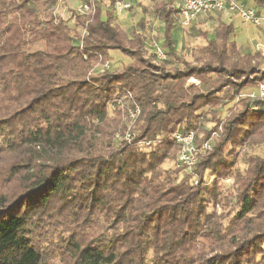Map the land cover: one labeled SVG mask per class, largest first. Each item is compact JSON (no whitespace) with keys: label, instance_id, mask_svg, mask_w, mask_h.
<instances>
[{"label":"trees","instance_id":"trees-1","mask_svg":"<svg viewBox=\"0 0 264 264\" xmlns=\"http://www.w3.org/2000/svg\"><path fill=\"white\" fill-rule=\"evenodd\" d=\"M56 2L0 0V264H264V158L231 172L232 153L264 139V100L236 101L264 80L263 54H238L222 23L181 68L171 5H155L167 56L157 61L116 23L113 0L86 28L78 13L73 27L58 18ZM109 51L131 62L98 72ZM116 98L141 109L131 141L113 137ZM210 121L220 138L190 171L161 168L178 152L171 134L193 131L200 144Z\"/></svg>","mask_w":264,"mask_h":264},{"label":"rangeland","instance_id":"rangeland-1","mask_svg":"<svg viewBox=\"0 0 264 264\" xmlns=\"http://www.w3.org/2000/svg\"><path fill=\"white\" fill-rule=\"evenodd\" d=\"M84 0H61L60 2L57 1L54 9V13L58 18L63 19L64 21L68 22L70 27L74 26V22L77 20V12L76 9L81 5V3ZM101 3H106L105 7L103 8V13L105 11L109 10L108 3L110 0H99ZM159 0H140L139 4L136 7H133L132 10L125 15L124 19L120 21V26L123 27L128 32L134 31H140L144 37L145 40V46H144V55L149 56L152 54L153 46L155 44L161 45L162 43V30H159L158 27V21L155 23V18L153 17V14H155V3ZM100 3V4H101ZM97 5V3H96ZM96 12L93 17H95ZM145 18H141V17ZM85 17V16H83ZM87 20V17H86ZM222 17L221 13H213L209 15L203 16L201 19H195L189 26L187 27H180L176 26L175 29L172 30V39H173V47L176 50V53L178 54V60L176 61L177 64L184 68L183 61L192 62L193 59L191 58V53L196 52L199 48L206 45V43L209 40L215 39V32L220 24H222ZM118 24V23H117ZM81 28L79 29V32L81 33ZM254 33H258V29L252 26L249 23H242L239 19H235L233 21V33L231 35V41L234 43L238 54L245 55V54H254L258 51V53H264L262 48L259 47L257 51H253L251 48L252 44L250 41L247 42L249 39V36ZM237 44H235V42ZM48 43H51L49 41ZM251 47V48H250ZM253 51V52H252ZM110 57V69L112 70H120L124 65L129 64L131 60L119 52H108ZM97 65V63H96ZM187 84L189 85H195L199 88H201L200 83L195 79L188 80ZM117 99V98H116ZM114 99L113 101L115 102ZM126 102V101H124ZM231 105L226 104L221 108V112L219 119L223 122L225 118L228 116L229 110ZM107 109V115L109 120L116 119V122L118 123L117 129H115V132L113 134V137L118 140H124L125 139V133L127 131V115L125 110L122 108H115L114 105H112V101H109L106 106ZM240 109V108H239ZM220 121V122H221ZM126 124V130L124 129ZM203 129L206 130V135H204V131L200 134H198L197 141L200 142V140H205L208 138L211 132L216 133L217 136L212 142V147L215 145L218 140L219 136L222 133V124L216 123L214 121L206 122L203 126ZM133 132V130H132ZM161 137V136H159ZM113 138V139H114ZM232 158L235 159V165L232 168V176L235 174H238L240 176L244 175L249 168L250 161L253 158H264V139L261 140L259 143H256L254 145L244 147V148H237L233 153ZM177 157V154H176ZM176 157L174 160H165L162 164L163 169H169L171 171L175 170L176 165ZM8 160V158L3 159ZM6 162V161H5ZM2 164V162H0ZM179 179L183 177L182 173L178 172ZM212 176L209 173H205L203 176V180L206 185L210 184L212 182ZM233 179V177H232ZM190 180V179H189ZM16 181V180H15ZM193 185H196L197 183H200V177L198 175H195L193 177V180H190ZM223 186V193H227L232 191V186L229 183L221 182ZM16 186H12L11 189H15ZM217 213H220V207L215 209ZM47 224H45V227ZM54 233H57L56 231H53ZM49 233L46 230H41L39 238L46 239ZM53 239V238H51ZM47 251L48 253L56 247L57 240H49ZM264 251V246H263ZM52 258V262L54 264H59L58 259L56 256H50ZM260 260V257L258 258V261Z\"/></svg>","mask_w":264,"mask_h":264},{"label":"built area","instance_id":"built-area-1","mask_svg":"<svg viewBox=\"0 0 264 264\" xmlns=\"http://www.w3.org/2000/svg\"><path fill=\"white\" fill-rule=\"evenodd\" d=\"M61 1V0H56ZM98 0H84L76 9V12L87 17L85 28L89 21L93 18L96 12V3ZM112 12L119 17L124 13H128L133 8V0H113L111 5ZM177 23L180 27L189 26L195 19L200 16H205L213 13H228L237 16L243 23H249L256 27L264 26V16L257 14V12L237 0H177L174 6ZM83 28L81 35L85 34ZM140 35V31L138 33ZM152 54L157 61H163L167 58L165 51L157 44L153 46ZM85 58V57H84ZM110 68L109 62H105L98 67V72H103ZM131 99V95L124 96ZM264 100V80L245 93L237 96L236 101L241 99ZM117 106L125 110L127 115V131L125 133V140L131 141L134 137L132 127L141 113L138 105H125L123 99L115 100ZM217 132H211L206 141L197 144L195 142V134L193 131L180 132L175 131L170 135V138L178 146L176 157V167L182 171H190L198 162L200 157H203L211 149V141L215 139ZM150 141L142 142V145H150ZM229 181V180H228Z\"/></svg>","mask_w":264,"mask_h":264},{"label":"crops","instance_id":"crops-1","mask_svg":"<svg viewBox=\"0 0 264 264\" xmlns=\"http://www.w3.org/2000/svg\"><path fill=\"white\" fill-rule=\"evenodd\" d=\"M139 2H140V0H133V7H136L138 4H139ZM161 2H163L164 4H168V5H171V7L174 9V6L176 5V3H177V0H159L158 2H156L155 3V5L156 4H159V3H161ZM239 2H241V3H243L246 7H249V8H252V9H254L256 12H257V14H259V15H263L264 16V6H256L251 0H244V1H239ZM101 2L98 0L97 1V4L98 5H101L103 8L105 7V5H106V3H101ZM110 3V2H109ZM108 3V4H109ZM155 5H154V7H155ZM108 7H109V5H108ZM111 10H112V8H111ZM129 13V12H128ZM128 13H124L123 15H121V16H119V17H117V16H115L116 17V23H118V25H120V21H122L123 19H124V17H125V15H127ZM114 14V13H113ZM102 19H105L106 18V15L105 14H103L102 16ZM153 17L155 18V23H157V21H158V19L155 17V14H153ZM221 17H222V23H225V24H231L232 26H233V21L235 20V19H239L237 16H234V15H231V14H228V13H221ZM141 18H145L144 16L143 17H141ZM201 18H203V16H200V17H198L197 19H201ZM177 20V19H176ZM240 20V19H239ZM241 21V20H240ZM159 22V21H158ZM242 22V21H241ZM243 23V22H242ZM252 25V24H251ZM176 26H179L178 25V23H177V21H176V25H175V27ZM253 26V25H252ZM158 27H159V30H161L162 28H163V24L161 23V22H159L158 23ZM175 27L173 28V29H175ZM255 28H257L258 29V33H254V32H252V34L249 36V39L247 40V42L248 41H250L251 42V44H252V50L254 51H257L258 49H259V47L260 48H262V50L264 51V26H261V27H256V26H254ZM137 34L139 33V31H137L136 32ZM139 35V34H138ZM140 35L141 36H143L144 37V35L140 32ZM235 42V41H234ZM145 43V42H144ZM235 44H237L236 42H235ZM252 51V52H253ZM258 52V51H257ZM262 53V52H261ZM263 54V57H264V53H262Z\"/></svg>","mask_w":264,"mask_h":264}]
</instances>
